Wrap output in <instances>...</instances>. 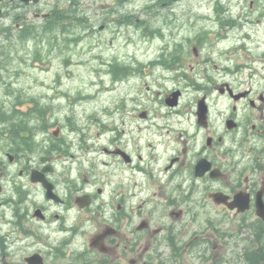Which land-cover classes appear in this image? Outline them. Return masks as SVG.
<instances>
[{"label": "flooded vegetation", "instance_id": "1", "mask_svg": "<svg viewBox=\"0 0 264 264\" xmlns=\"http://www.w3.org/2000/svg\"><path fill=\"white\" fill-rule=\"evenodd\" d=\"M183 1L0 0V38L18 43H163L131 50L128 104L98 130L18 114L13 151L0 143V250L14 235L18 261L0 264H251L253 239L224 253L233 229L264 233V0Z\"/></svg>", "mask_w": 264, "mask_h": 264}, {"label": "rangeland", "instance_id": "2", "mask_svg": "<svg viewBox=\"0 0 264 264\" xmlns=\"http://www.w3.org/2000/svg\"><path fill=\"white\" fill-rule=\"evenodd\" d=\"M193 1L184 0L183 5L192 10ZM161 22L158 23L159 27ZM188 32L185 30L182 36ZM131 34L133 30L129 29L115 42L116 53L97 47V39L85 41L87 50L84 51L72 42L70 45L63 43L48 47L52 43L41 32L35 43H18L12 38L7 43V38H0V44L4 43L12 48L9 49L12 56L7 61V69L0 74V114L12 113L14 116L16 105L20 107L18 109L30 108L35 101H39L42 107L53 108L56 117L66 120L68 124L87 123L90 129L96 130L100 122L112 123L106 115L115 112L119 105L128 104L130 88L128 82L113 72L110 64L132 63L135 58L131 52L133 49L142 50L137 55L146 59L152 53L147 54V51L159 49L163 44L160 40L146 41L134 35L130 37ZM99 54L102 56H98ZM166 87L173 86L169 84ZM6 125L7 123L0 126V143L2 149L6 148L8 151L12 139L3 136ZM41 153L42 149L28 155L39 160ZM7 214L10 218V212ZM233 232L231 234L235 238L229 239L230 244L224 255L231 261L238 260L239 257L242 260V248L246 243L243 240H251L253 236L248 232L238 234L237 229H233ZM7 233H10L8 225L3 227V234ZM14 238L12 235L5 251L0 250V261L3 259V252L8 254L7 261H18V245L11 243Z\"/></svg>", "mask_w": 264, "mask_h": 264}, {"label": "trees", "instance_id": "3", "mask_svg": "<svg viewBox=\"0 0 264 264\" xmlns=\"http://www.w3.org/2000/svg\"><path fill=\"white\" fill-rule=\"evenodd\" d=\"M39 107H41V105ZM15 123L16 121L14 122V125ZM257 240L260 243V248L254 247L253 249H248L246 256L251 264H264V234L258 236Z\"/></svg>", "mask_w": 264, "mask_h": 264}]
</instances>
